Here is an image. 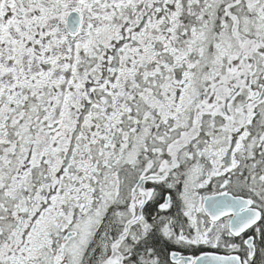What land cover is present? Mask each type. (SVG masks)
I'll return each instance as SVG.
<instances>
[{
  "label": "snow or ice",
  "instance_id": "1",
  "mask_svg": "<svg viewBox=\"0 0 264 264\" xmlns=\"http://www.w3.org/2000/svg\"><path fill=\"white\" fill-rule=\"evenodd\" d=\"M0 264H264V0H0Z\"/></svg>",
  "mask_w": 264,
  "mask_h": 264
}]
</instances>
